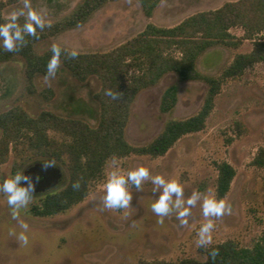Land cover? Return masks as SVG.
<instances>
[{"label": "rangeland", "instance_id": "rangeland-1", "mask_svg": "<svg viewBox=\"0 0 264 264\" xmlns=\"http://www.w3.org/2000/svg\"><path fill=\"white\" fill-rule=\"evenodd\" d=\"M0 1L6 3L4 18L21 9L24 3V0ZM84 1L30 0V3L44 15L46 23L52 25L69 16ZM237 1L162 0L150 19L136 0L109 1L86 24L42 40L34 50L43 56L57 44L62 49H75L79 54L108 53L135 38L148 24L174 27L194 14L214 11ZM230 32L237 37L244 36L240 28ZM253 46L248 40L236 49L213 47L200 57L198 69L203 74L219 77L237 55L250 53ZM44 76L35 73L30 87L24 57L1 63L0 114L21 108L32 117L51 112L64 118L72 116L93 127L97 125L95 96L101 90L97 77L81 83L62 63L54 78L45 81ZM175 83L177 77L167 75L158 85L137 96L125 131V140L131 146L150 144L169 120H184L200 111L208 86L202 82H184L179 84L175 109L169 114L160 112L163 93ZM261 150H264L263 63L247 69L241 77L229 79L215 100L205 129L180 139L165 156L109 158L101 179L90 184L84 201L55 216L35 217L31 208L39 197H33L29 212L21 216L29 225L27 246L9 235L11 230L20 229L0 194V264H142L186 259L203 262L206 260L204 250L220 243L234 241L240 247L251 248L264 230V167L253 165ZM113 158L124 172L145 166L151 175L161 174L178 180L185 198L197 190L210 191L218 199L216 164L227 162L233 166L236 176L223 199L231 206V211L213 218L211 244L197 247L195 243L200 225L206 222L199 204L191 209L187 225L181 224L175 213L164 217L163 223L158 222L160 217L151 211L150 203L159 194L152 191L150 181H145L140 191L135 187L130 189L133 199L129 208H103L102 185ZM20 160L10 153L8 161L0 168V181L14 174L16 163H22ZM32 163L22 164L20 171ZM61 169L67 176V169L64 166ZM65 180L59 189L67 185Z\"/></svg>", "mask_w": 264, "mask_h": 264}, {"label": "trees", "instance_id": "trees-1", "mask_svg": "<svg viewBox=\"0 0 264 264\" xmlns=\"http://www.w3.org/2000/svg\"><path fill=\"white\" fill-rule=\"evenodd\" d=\"M115 0H85L63 20L38 30L37 37H26L27 43L17 52L0 50V64L17 56L25 58L27 75L31 81L35 73H46L51 50L43 56L35 53L34 47L42 40L57 36L86 24L91 16L107 2ZM147 18H152L162 0H136ZM6 3L0 1V23L5 22L3 11ZM23 23V19L20 20ZM240 28L243 37L233 35L230 30ZM253 42V50L239 54L219 77L203 74L198 69L200 57L216 46L239 48L244 41ZM61 63L81 83L91 77L101 81V90L95 96L98 104L97 125L69 117H60L43 112L30 116L21 108L0 114V168L10 153L20 158L14 173L21 165L33 162L55 161L54 167L64 166L62 182L52 190L33 193L39 197L31 208L35 217L55 216L80 204L88 196L89 186L101 179L106 162L111 157L130 155L165 156L183 137L201 132L215 108V100L229 79L241 77L245 71L257 64H264V0H239L226 3L220 9L194 14L174 27H159L148 24L143 32L124 45L108 53L79 54L75 59L61 56ZM174 74L177 83L168 87L162 95L160 112L171 113L179 101V84L202 82L208 86L200 111L184 120H169L161 134L150 144L131 146L125 140V131L132 105L144 90L154 87L167 75ZM121 93L118 100L104 95L105 89ZM54 134L60 135L57 138ZM36 160V161H35ZM253 165L264 167V150H261ZM217 197L224 199L236 176V170L227 162L217 163ZM67 179V185L59 189ZM80 187L74 189V182ZM218 255L212 258L211 249ZM205 261L186 259L180 262H144L142 264H264V230L251 248L240 247L227 241L204 250Z\"/></svg>", "mask_w": 264, "mask_h": 264}, {"label": "clouds", "instance_id": "clouds-1", "mask_svg": "<svg viewBox=\"0 0 264 264\" xmlns=\"http://www.w3.org/2000/svg\"><path fill=\"white\" fill-rule=\"evenodd\" d=\"M23 18V23L20 19ZM46 23L44 15L34 9L30 0H24L23 7L9 13L5 22L0 23V50L7 52H17L26 45V37H37L38 30L43 31L45 27H50ZM51 57L46 65L45 81L56 76L60 64L61 56L75 59L79 53L77 50L62 49L59 45L51 46ZM104 95L112 100H118L121 93L112 89H105ZM55 165V161H43V167ZM42 177L40 174L25 175L24 170L0 181V194L6 199V204L10 210L12 220L16 221L19 231L11 230L9 235L14 236L22 245L29 243V225L21 219V216L29 212V207L33 202V193ZM145 181H150L153 185L152 191L158 193V197L150 203L151 211L160 217L159 223H163V218L175 213L181 224H188V217L191 209L198 204L205 218L196 233V246L206 247L212 242V232L214 229L213 218H219L231 211V206L223 199H217L210 191L200 192L193 190L191 195L185 198L184 188L181 183L173 178H166L164 175H151L149 168L139 166L122 171L117 160L112 159L109 170L105 174V182L102 185L103 195L101 202L103 208L108 210H121L129 208L133 199L130 189L135 187L137 191L142 190ZM72 187L78 189L79 181L74 182ZM209 255L215 258L218 255L217 249H211Z\"/></svg>", "mask_w": 264, "mask_h": 264}, {"label": "water", "instance_id": "water-1", "mask_svg": "<svg viewBox=\"0 0 264 264\" xmlns=\"http://www.w3.org/2000/svg\"><path fill=\"white\" fill-rule=\"evenodd\" d=\"M24 174L32 176H35L36 174L41 175L42 179L40 183L37 184L34 191L36 194L52 190L63 180V172L60 168L50 166L45 170L43 164H37L30 167Z\"/></svg>", "mask_w": 264, "mask_h": 264}]
</instances>
